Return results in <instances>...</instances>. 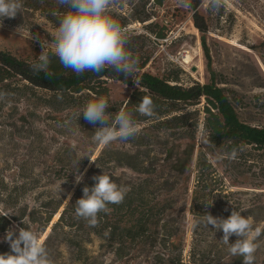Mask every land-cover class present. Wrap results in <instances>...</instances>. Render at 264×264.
Returning <instances> with one entry per match:
<instances>
[{
  "label": "trees",
  "instance_id": "obj_1",
  "mask_svg": "<svg viewBox=\"0 0 264 264\" xmlns=\"http://www.w3.org/2000/svg\"><path fill=\"white\" fill-rule=\"evenodd\" d=\"M21 2L20 12L15 18L5 17L4 23L35 29L40 28L44 21L57 29L67 11L57 0ZM164 3L165 0H118L112 14L126 31L131 25L140 23L150 34L163 39L167 36L164 26L161 27L155 18L158 16V8ZM202 3L203 0H190L189 7L193 12L194 25L203 35V48L208 52L205 35L211 27L208 19L200 12ZM222 11L220 15H223ZM127 34V49L135 53L131 40L142 34L134 37L129 32ZM46 54L51 61L48 73L32 69L31 66L38 58L21 59L10 51L0 49V92L7 94L0 99V108L8 103L26 101L29 108L36 109L35 112L40 109L49 113L71 112L63 120L72 118L75 124L86 128L89 123L81 112L88 102L103 97L110 105L106 109L109 123L120 110H126L132 114L136 125L146 123L149 128L167 134L168 138L187 140L189 144L181 156H177L171 163L172 173L169 177L157 175L156 167L138 154L112 148L109 144L95 157L80 183L76 182V176L84 173L90 157L78 156L73 150L75 162L71 172L67 176H58L68 178L74 189L73 195L65 203L43 245L47 248L50 242L59 240L73 248L76 259L78 257L81 260L83 255H89L87 243L95 237L100 242V249L112 253L118 260L130 256L139 244L150 243L159 248L153 256L152 264H228L227 259L232 255L228 251L229 246L221 240L222 230H216L211 225L206 227L203 215L226 219L233 210H237L252 219L254 229V224L261 221V215L264 214L261 197L264 192L255 189L238 190L232 186H237L235 183L238 179L256 168L264 176V125L250 124L240 118L239 110L244 107V102L237 90L227 86V76L211 71L209 82L193 81L186 84L180 76L185 71L174 64V70L164 76L145 71L149 58L140 62L137 71L128 77L112 68H106L100 73L86 71L77 75L62 66L53 50ZM111 81L137 87L128 99L114 102L111 98ZM143 96L150 97L154 103L153 117L136 111ZM195 155L189 209L193 219L192 240L187 248V205L182 210L183 217L169 214L175 210L178 202L173 197L161 199V196L174 193L184 180L188 181L187 174ZM168 156H173L172 150L168 151ZM219 163L223 166L222 170L218 167ZM116 167H127L146 177L125 182L113 172ZM103 173L109 175L116 184L125 186L128 191L123 202L108 205L109 211L99 213L97 225L90 226L76 215L75 203L83 196L85 186H94L93 177ZM262 186L254 184L253 188ZM64 202L61 200L55 206L45 209L41 220L32 218L31 221L40 223L45 231ZM5 214L0 211V236L11 230L13 223L21 219ZM236 239V236L230 237L229 243H234ZM10 251V244L0 240V254ZM86 262L84 260L83 263ZM242 262L243 257H233V264Z\"/></svg>",
  "mask_w": 264,
  "mask_h": 264
},
{
  "label": "rangeland",
  "instance_id": "obj_2",
  "mask_svg": "<svg viewBox=\"0 0 264 264\" xmlns=\"http://www.w3.org/2000/svg\"><path fill=\"white\" fill-rule=\"evenodd\" d=\"M190 0H165L158 8L156 22L164 26L166 38L158 39L140 23L127 29L133 37V57L138 64L149 58L145 71L164 76L174 70V66L182 68L183 83L193 81L207 83L211 71L227 76L230 88L237 90L244 102L240 108V118L250 124L264 125V0H223L219 10H212L209 0H203L200 12L210 24L207 33L205 52L202 33L192 20L193 12L189 7ZM223 10V11H222ZM222 11L223 15H220ZM220 15V16H219ZM40 28L30 29L2 22L0 25V49L7 50L21 59H37L42 51H54V37L57 29L41 22ZM157 28V27H156ZM45 41L43 49L41 42ZM193 55L190 63L184 62V55ZM197 67L196 71H192ZM111 98L114 102H122L129 98L137 86L125 85L111 81ZM29 108L28 102L8 103L0 108V211L21 218L13 223L11 230L18 235L20 228L36 232L42 243L51 232L52 225L58 221L69 194L73 195L67 176L75 162L73 150L78 156L90 157L82 177L90 168L104 145L93 142V135L100 123H89L83 128L63 118L71 112L49 113L45 109ZM138 133L127 141H114L112 148L138 154L148 164L156 167L157 175L169 177L170 165L177 156H181L189 144L187 140L175 141L167 134L148 127V124H137ZM172 150V157L168 151ZM196 155L188 172V181L184 180L174 193H164L161 199L173 197L177 200L175 210L169 214L183 217V208L187 205L185 239L189 248L192 240L193 219L189 213L193 180L195 174ZM220 170L223 166L219 163ZM113 172L123 181H137L146 176L136 173L127 167H116ZM258 168L238 179L232 186L238 190L254 189L264 192V176ZM156 178V177H155ZM254 184H263L262 188H253ZM62 189V190H61ZM64 200V204L55 213L51 224L45 231L40 223H33L32 218L41 220L42 212ZM264 204V193L261 197ZM59 216L57 217V215ZM254 224L262 229L257 238L259 245L255 252L254 264H264V214ZM185 217V216H184ZM6 234L0 240L8 243ZM99 240L93 238L87 243L89 255L81 260L75 257V251L59 240L50 242L47 251L52 264H152L153 256L159 248L150 243H141L131 255L118 260L112 253L99 247ZM233 255L227 263L233 264ZM87 261L86 263H83ZM242 264V263H240Z\"/></svg>",
  "mask_w": 264,
  "mask_h": 264
},
{
  "label": "clouds",
  "instance_id": "obj_3",
  "mask_svg": "<svg viewBox=\"0 0 264 264\" xmlns=\"http://www.w3.org/2000/svg\"><path fill=\"white\" fill-rule=\"evenodd\" d=\"M57 2L67 9L60 19L54 37V55L62 66L77 75L86 71L100 73L106 68H112L128 77L137 71L138 59L127 49L129 36L126 29L112 14L118 0ZM209 6L212 10H219L223 6V0H209ZM21 8V0H0V25L5 17L15 18ZM41 46L43 49L46 47L45 41L41 42ZM50 62L49 55L42 51L38 61L31 67L35 72L48 73ZM6 95L0 92V99ZM109 106L106 99L100 97L88 102L81 112L88 122L102 125L95 130L92 139L93 142L104 146L117 140L127 141L138 133L136 122L129 111L120 110L109 123L106 111ZM154 107L152 99L143 96L136 111L141 115L153 117ZM81 180L82 176L78 174L76 182L80 183ZM93 180L94 186H85L83 196L75 203L76 215L87 221L90 226L97 225L99 213H107L108 205L123 202L128 191L125 186L116 184L104 173L94 176ZM68 199H71L70 194ZM208 204L211 205L212 202ZM6 215L8 214L4 216ZM203 216L206 227L211 225L216 230H222L221 240L229 246L231 255L243 257L242 264H254V254L259 247L256 240L262 234V229H254L250 217H245L237 210H233L226 219L210 214ZM232 236L237 239L234 243H229ZM5 239L10 244L11 251L0 254V264H52L49 253L36 232L20 228L18 235H15L13 230H9Z\"/></svg>",
  "mask_w": 264,
  "mask_h": 264
},
{
  "label": "bare ground",
  "instance_id": "obj_4",
  "mask_svg": "<svg viewBox=\"0 0 264 264\" xmlns=\"http://www.w3.org/2000/svg\"><path fill=\"white\" fill-rule=\"evenodd\" d=\"M193 60V55L189 52H187L185 55H184V62L185 63H190L191 61ZM59 216V214L57 215V217Z\"/></svg>",
  "mask_w": 264,
  "mask_h": 264
},
{
  "label": "water",
  "instance_id": "obj_5",
  "mask_svg": "<svg viewBox=\"0 0 264 264\" xmlns=\"http://www.w3.org/2000/svg\"><path fill=\"white\" fill-rule=\"evenodd\" d=\"M196 70H197V67H193V68H192V71H196Z\"/></svg>",
  "mask_w": 264,
  "mask_h": 264
}]
</instances>
